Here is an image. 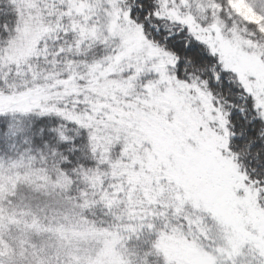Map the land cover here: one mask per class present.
Here are the masks:
<instances>
[{"label":"snow or ice","instance_id":"obj_1","mask_svg":"<svg viewBox=\"0 0 264 264\" xmlns=\"http://www.w3.org/2000/svg\"><path fill=\"white\" fill-rule=\"evenodd\" d=\"M0 0V264H264V0Z\"/></svg>","mask_w":264,"mask_h":264},{"label":"rangeland","instance_id":"obj_2","mask_svg":"<svg viewBox=\"0 0 264 264\" xmlns=\"http://www.w3.org/2000/svg\"><path fill=\"white\" fill-rule=\"evenodd\" d=\"M234 6L236 7V9L241 12L246 19L259 23L258 18H256L255 16H253L250 12L249 9H247L244 4H243V0H234Z\"/></svg>","mask_w":264,"mask_h":264}]
</instances>
